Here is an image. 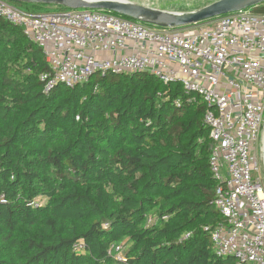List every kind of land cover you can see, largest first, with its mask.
Listing matches in <instances>:
<instances>
[{"label": "trees", "instance_id": "16d2710c", "mask_svg": "<svg viewBox=\"0 0 264 264\" xmlns=\"http://www.w3.org/2000/svg\"><path fill=\"white\" fill-rule=\"evenodd\" d=\"M251 10L264 14V3ZM49 70L42 49L0 16V264H238L211 240L226 219L207 106L149 73L46 92Z\"/></svg>", "mask_w": 264, "mask_h": 264}, {"label": "built area", "instance_id": "2783aa9c", "mask_svg": "<svg viewBox=\"0 0 264 264\" xmlns=\"http://www.w3.org/2000/svg\"><path fill=\"white\" fill-rule=\"evenodd\" d=\"M0 16L42 49L50 68L40 75L46 92L96 74L149 73L180 84L189 101L199 98L214 144L215 205L226 219L211 230L214 253L264 264V14L247 9L172 29L103 10L40 13L0 0ZM109 253L125 260L121 245Z\"/></svg>", "mask_w": 264, "mask_h": 264}, {"label": "water", "instance_id": "95a60500", "mask_svg": "<svg viewBox=\"0 0 264 264\" xmlns=\"http://www.w3.org/2000/svg\"><path fill=\"white\" fill-rule=\"evenodd\" d=\"M27 4L56 5L71 10H103L159 28H182L200 24L218 17L251 9L264 0H215L205 7L190 12H174L151 8L121 0H17Z\"/></svg>", "mask_w": 264, "mask_h": 264}, {"label": "rangeland", "instance_id": "374dc122", "mask_svg": "<svg viewBox=\"0 0 264 264\" xmlns=\"http://www.w3.org/2000/svg\"><path fill=\"white\" fill-rule=\"evenodd\" d=\"M6 1L21 10L24 11L28 10L26 5L17 6L14 3H12L10 0H6ZM127 1L160 10L179 11V12H190L193 10H198L210 3L215 2V0H127ZM46 12H58V11L56 9H46L44 11H41L40 13H46ZM46 201L47 199L45 197H39L37 198L36 203L40 205H44ZM151 217L153 218V221H156L157 217H155L154 215H151ZM124 252L125 250H123V253Z\"/></svg>", "mask_w": 264, "mask_h": 264}, {"label": "bare ground", "instance_id": "6f19581e", "mask_svg": "<svg viewBox=\"0 0 264 264\" xmlns=\"http://www.w3.org/2000/svg\"><path fill=\"white\" fill-rule=\"evenodd\" d=\"M121 1H123V0H121ZM125 1H127V0H125Z\"/></svg>", "mask_w": 264, "mask_h": 264}]
</instances>
